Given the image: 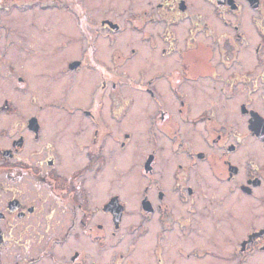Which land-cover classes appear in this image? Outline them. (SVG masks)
<instances>
[{
	"label": "flooded vegetation",
	"instance_id": "obj_1",
	"mask_svg": "<svg viewBox=\"0 0 264 264\" xmlns=\"http://www.w3.org/2000/svg\"><path fill=\"white\" fill-rule=\"evenodd\" d=\"M38 76L86 104L28 101ZM0 264H264V0H0Z\"/></svg>",
	"mask_w": 264,
	"mask_h": 264
},
{
	"label": "rangeland",
	"instance_id": "obj_2",
	"mask_svg": "<svg viewBox=\"0 0 264 264\" xmlns=\"http://www.w3.org/2000/svg\"><path fill=\"white\" fill-rule=\"evenodd\" d=\"M37 8L38 7H34V9H37ZM42 19L43 18L33 16L32 18L33 23L30 22L29 25L30 24L32 25L42 24L41 23ZM46 36H47L46 33L43 34V37L39 35V37L36 39V41H38L39 43L33 46L29 45V49L35 48V47H46V43H45L47 41L45 39ZM59 41H61V38H59ZM75 44L77 48L81 46V44L77 40L75 41ZM51 49L53 48L51 47ZM50 51H51L50 48L49 49L44 48L43 52H40V53H42L44 56L48 55L50 57ZM40 53L38 55L28 54L29 60L33 61L34 57L35 58L43 57V55ZM78 53H79L78 49H75V52L67 55V57L72 56V55L77 56ZM64 77L66 78H63V77L48 78V77H42V76L36 77L37 79L32 83L31 86L28 87L30 89L28 93V101H30V95L34 93L38 95V97L40 98V102L44 103V105H47L46 103L50 104L51 102H61L62 100H68L70 104H77V103L86 104V98H85L86 94L83 95L84 92L79 93L80 90H84V86L74 85L71 87V89H69L68 85L70 81L67 76H64ZM88 88L90 89V87ZM24 111L27 113L32 112L29 103H27V106L24 109ZM43 113H44L43 118H44L45 125H46L45 133L46 135H49V134L50 136L52 135V140H68V138L70 137L73 138L75 136V130L77 132V136L80 137L79 139L81 140L86 139L85 138L86 132L82 131V127L84 128L86 126V123L84 120L79 119L78 112L72 113V116H70L63 109L56 110L53 108H48L47 110H44ZM16 115L17 114H12L11 116L12 121L16 119ZM13 124L12 126H14ZM14 129H12V136L17 135V131H15ZM123 130H125V128H123ZM144 137H146V134L142 136V138ZM162 157H164L165 160L162 159ZM162 157L158 163L156 174H157V177L161 180V183L166 185L167 182L170 180V176L174 169V165H172V160L171 161L169 160L171 158L170 156L164 155ZM130 162H131L130 160H128V162H125V165L123 168V171H124L123 184L125 186L132 185V184L133 185L139 184L140 186H143L146 183V176L142 175L139 166H134L133 161H132V164ZM147 235L145 236V239ZM129 238H131V236L126 237V239H129ZM126 243H127V240H125V247H126ZM146 247L148 248L147 244L142 246L139 251L137 250L138 251L137 254L140 255L137 257L141 258L142 260H145L144 262L147 263L148 253H147ZM133 259H136V258L133 257Z\"/></svg>",
	"mask_w": 264,
	"mask_h": 264
},
{
	"label": "water",
	"instance_id": "obj_3",
	"mask_svg": "<svg viewBox=\"0 0 264 264\" xmlns=\"http://www.w3.org/2000/svg\"><path fill=\"white\" fill-rule=\"evenodd\" d=\"M37 122V119L36 118H33L32 120H31V123H36Z\"/></svg>",
	"mask_w": 264,
	"mask_h": 264
}]
</instances>
